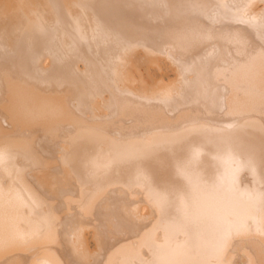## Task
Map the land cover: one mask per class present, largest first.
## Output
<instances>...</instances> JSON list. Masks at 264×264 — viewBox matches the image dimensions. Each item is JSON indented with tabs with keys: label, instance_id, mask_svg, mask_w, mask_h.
<instances>
[{
	"label": "bare ground",
	"instance_id": "6f19581e",
	"mask_svg": "<svg viewBox=\"0 0 264 264\" xmlns=\"http://www.w3.org/2000/svg\"><path fill=\"white\" fill-rule=\"evenodd\" d=\"M155 13L167 19L164 27L154 23ZM138 33L166 50L146 51L143 40L133 38ZM103 40L111 41L101 43L100 56L112 57L108 64L90 57ZM170 41L190 54L179 55L177 48L169 56L166 51L175 49ZM214 41L223 45L218 49ZM217 52L224 65L209 60ZM12 60L20 69L7 71ZM201 63L216 70L202 69L210 76L221 74L220 82L205 79L228 96H212L209 104L199 99L200 109L192 112V102L201 98L195 92ZM0 78V264H264V0H0ZM172 79L182 97L165 95ZM104 80L116 84L114 96ZM128 84L138 93L124 89ZM213 103L215 114L226 106L230 111L221 115L238 118L226 125L228 138L213 136L227 131L209 118H220ZM195 113L198 125L188 120ZM183 116L192 124L184 125ZM230 148L235 156L251 150L256 157L246 151V158L257 162L244 154L232 161ZM235 170L239 176L232 172L231 181ZM115 181L142 189L146 204L130 199L132 189L125 195L123 187L115 199L119 192L111 189L119 186L109 187Z\"/></svg>",
	"mask_w": 264,
	"mask_h": 264
},
{
	"label": "rangeland",
	"instance_id": "374dc122",
	"mask_svg": "<svg viewBox=\"0 0 264 264\" xmlns=\"http://www.w3.org/2000/svg\"><path fill=\"white\" fill-rule=\"evenodd\" d=\"M172 4H173V3H172ZM172 6H173V5H172ZM170 7H171V6H170ZM173 7H174V6H173ZM164 9H165V8H164ZM166 9H167V8H166ZM171 9H172V8H171ZM191 9H193V8H191ZM194 9H196V8H194ZM194 9H193V10H194ZM161 10H163V9H161ZM203 10H204V13H205V10H206V9H203ZM153 11H154V10H153ZM153 11H152V13L150 14L151 18H153L152 16H154V14H153L154 12H153ZM158 11L161 12V13H164V12H168V13H169V11H166V10H165L164 12H162V11H160V10L158 9ZM194 11H195V10H194ZM206 11H207V10H206ZM170 12H172V11H170ZM176 12H177V11H176ZM187 12H189V11L187 10ZM190 12H191V11H190ZM192 12H193V11H192ZM199 12H201L200 15L203 17V19H202V17H201L200 15H199V17L197 16V17L199 18V19H198V18H197V19H198L199 21L202 19V20H204V22H205L207 19L204 18V16L202 15V14H203V13H202V12H203L202 9H201V11L199 10ZM207 12H208V11H207ZM149 13H150V12H149ZM161 13H160V14H161ZM168 13H167V14H168ZM194 13H196V12H194ZM172 14H173V13H172ZM172 14H171V15H172ZM185 14H186L187 16H190V15L187 14L186 12H185ZM185 14H184V15H185ZM155 15H156V13H155ZM169 15H170V14H169ZM173 15H174V14H173ZM173 15H172V17H173ZM181 15H183V14H181ZM184 15H183V16H184ZM191 15H192V17H194L193 14H191ZM148 16H149V15H148ZM148 16L146 17L147 19H146V21L144 22V25H145V26L148 25V27H149V25L151 24L152 21H149L151 18L149 17V19H148ZM156 16H157V17H156ZM156 16H155V17L159 19V15H156ZM163 16H164V15H163ZM166 16H167V15H166ZM176 16H177V15H174V17H176ZM169 17H170V16H169ZM170 18H171V17H170ZM181 18H185V17H181ZM154 19H155V18H154ZM165 19H166V18H165ZM165 19H164V18H160L159 20H161V21L163 20V21H164ZM147 20H148V21H147ZM159 20H158V21H159ZM166 20H167V19H166ZM198 20H197V21H198ZM156 21H157V20H156ZM156 21L154 22L155 24H158L159 26L161 25L162 27H164L163 23L165 24V22L162 21V23H160V22H158V21L156 22ZM169 21H170V19H169ZM169 21H168V22H169ZM199 21H198V22H199ZM172 22H174V21H172ZM175 22H176V20H175ZM175 22H174V23H175ZM202 22H203V21H201L200 23L203 24ZM146 23H147V24H146ZM148 23H149V24H148ZM154 23H153V24H154ZM166 23H167V22H166ZM170 23H171V22H170ZM174 23H173V24H174ZM167 24H168V23H167ZM173 24L171 23V24H168V25L171 26V25H173ZM204 24H205V23H204ZM207 24H208V23H207ZM211 24H212V23H211ZM211 24H210V22H209V25H210V26H213V25H211ZM165 25H166V24H165ZM209 25H208V26H209ZM161 26H160V27H161ZM204 26H207V25H204ZM210 26H209V27H210ZM207 28H208V27H207ZM214 28H215V27H214ZM216 28H217V27H216ZM208 29H212V28L210 27V28H208ZM214 30H215V29H214ZM144 31H145V29H144ZM144 31H143V29H142V31H140V34H141V35H144L143 38H145V34H142L141 32H144ZM140 34L138 33V34H137L138 36L135 35L136 38L138 37L137 39H136L135 37H133V38H134L135 40H139V41H140V40H143V42H142V41H141V42L144 44V46H147L146 48H148L147 50L144 48L146 51H148L149 49H151L152 46H153L152 49L154 48V49H153L154 51H155V50L158 51L157 48H160V49H161V47H162L161 45H160V47H159V46L157 47V45H158V44H157V43H158L157 41H158V40H156V42H157V43H156L157 45H156V44H154V42L152 43V42L148 41V39H147V40H146V39H141L142 37L139 36ZM150 34H152L153 36H155L154 32H153V33H150ZM152 35H150V37H151ZM147 36H148V35H147ZM150 37H149V38H150ZM161 37H162V38H161ZM163 37L166 38L165 35H162V34H161V35H160L161 40L163 39ZM133 38H132L131 40L135 42V40H134ZM147 38H148V37H147ZM167 38H168V37H167ZM121 39H122V38H121ZM121 39H119V38L117 39L118 41L121 42L119 45H121V44L123 43V40L121 41ZM144 40L148 41V42H147L148 45H147L146 41L144 42ZM159 40H160V39H159ZM104 41H105V43H104ZM162 41H163V40H162ZM72 42H73V41H72ZM170 42H171V41H170ZM170 42H168V45H169ZM201 42H203V41H201ZM201 42H200V43H201ZM208 42H210V41H206L205 43L208 44ZM214 42H215V44H216L217 41H214ZM214 42H213V44H214ZM98 43H99V44H97V45L95 46V47H97V48L94 49L95 51H92L95 55H94V54H91V55H90L91 59H92V60H96V59H98L99 61L102 60V61H100V62H101V63H104V64H108V62L111 63V62H112V61H111V60H112V57H111V56H109V57H107L108 55L105 56V57H104V56H100L101 49H102L104 46H109L108 44L111 43V41H109V42L107 41L108 44L106 43V40L99 41ZM101 43H102V45H104V46H102ZM113 43H114V41H113ZM117 43H118V42H117ZM132 43H133V42H132ZM149 43H150V44H149ZM151 43H152V45H151ZM165 43H166V42H165ZM171 43H172V42H171ZM198 43H199V42H198ZM218 43H219V44H218ZM218 43L216 44V46L218 45L216 48H218V47H220V46L223 45L221 42H218ZM162 44H163V43H162ZM211 44H212V43H211ZM211 44H210V45H211ZM213 44H212L211 46H213ZM122 45H123V44H122ZM165 45H167V43H166ZM168 45H167V46H168ZM170 45H173V47H172V46H171V47H172V48H175V46H174L175 44L172 43V44H170ZM170 45H169V48H168L167 46H166V48L170 49V48H171ZM208 45H209V44H208ZM148 46H149L150 48H149ZM176 46H177L178 49H177V48L172 49V50L170 49V51H169V52L166 51V53H167L169 56H171V55H172L171 52H173V53L175 54L174 50H176V49H177L176 51L179 53V55H180L181 53H180L178 50H180V51L182 50L181 52H182V53L184 52L185 54L188 53L187 50H183L181 47L179 48V45H178V44H177ZM203 46L206 47L207 45H203ZM155 47H156V48H155ZM209 48H210V47H209ZM160 49H159V50H160ZM164 49H165V48H164ZM164 49H163V47H162V50H164ZM200 49H202V47H201ZM204 49H205V48H204ZM218 49H219V48H218ZM165 50H166V49H165ZM149 51H150V50H149ZM160 51H161V50H160ZM202 51H203V49H202ZM90 52H91V51H90ZM96 52H98V53L96 54ZM161 52H162V51H161ZM161 52H159L161 55H163V54L165 55V54H166L165 51H163L164 53H163V52L161 53ZM147 53H148V52H147ZM159 53H158L157 55L160 56ZM178 53H177V54H178ZM86 54H87V56H88V53H86ZM89 54H90V53H89ZM110 54H111V53H110ZM174 54H173V55H174ZM188 54H190V53H188ZM196 54H197V53H196ZM204 54H206V56H207L209 53L204 52ZM204 54H203V57L205 58ZM92 55H93L94 57H96V55H97V58H92ZM179 55H175V56H179ZM209 55H210V54H209ZM209 55H208V56H209ZM214 55H215L214 59H212V58H213V57H212V58H209V60H210L211 62H213V63H215V61H216V63H219L218 65L223 64V63L217 62V61H219V60H216V59H215V58H217L218 52H217V54L215 53ZM210 56H213V54H211ZM218 56H219V58H217V59H220V60L225 59V58L221 57L220 54H219ZM88 57H89V56H88ZM98 57H99V58H98ZM84 58H85V57H84ZM106 58H107V59H106ZM108 58H109L110 60H109ZM98 60H97V61H98ZM105 60H106L107 62H104ZM214 60H215V61H214ZM12 61H13V62H12ZM12 61L10 62V64H8V69H7V71H9V69H11V68L13 69L14 67H15L16 69H20V68H19L20 66H16V64H18V63L14 62L15 60H12ZM206 61H208V60H206ZM210 61H208L209 65L213 64V63H211ZM222 61H223V62H226L225 60H222ZM203 63H204V62H203ZM203 63H201V65H200V66H201V69H198V66H197L195 70H196V71L199 70L200 74L202 73L201 75L198 74V76H199V79H198V80H200V81L202 82V83H200V81H199L198 86H199V85H200V86L203 85V83L205 82L206 85H207V87H205L204 85L201 86V87H200V86H199V87L197 86L200 90H201V88H203L204 91H203V90H202V91H198L199 89L196 87V89H195L196 91H195V92H196V93H200L199 96H200L201 98H199L198 95L194 92V94H196V96H197L198 98H195V100L192 102V104L194 103V105H192V104H191L192 106L190 105V106L192 107V109H191L192 112H193V109H194V111L197 109V108H193V107H194V106H195V107H198L197 105L200 104V103H199V99H201V100H202V99H204V100L207 99V100H205V101H206V102H207V101H210L209 103H211V101H212V99H211L212 96L215 97L214 99H218V97H219V99H221V97H220L219 94H221L222 92H227V91H225L224 89H223L224 91H222V89H220V90H217L216 92H214L215 89H214V88H213L214 90L212 89V87H213L212 84H213L214 86H215V84H214V82H212V84L209 85V83H211V82H209V81H210V80L213 81L212 79H216V78H217V79H220V80L218 81V82H220V81L222 80V78H221L222 76L219 77L221 74L218 76V73H217V72L215 73V74H217V75H212V76H210L211 72H212V74H214L213 72H215L216 70H215V71H214L213 69L210 70V69H211V66L205 68V66H207V65H206V64L204 65ZM210 63H211V64H210ZM18 65H21V64H18ZM203 65H204V66H203ZM213 65H214V64H213ZM215 65H216V64H215ZM223 65H224V64H223ZM200 66H199V67H200ZM220 66H221V65H220ZM212 67H213V66H212ZM15 68H14V70H15ZM209 68H210V69H209ZM213 68H214V67H213ZM12 69H11V70H12ZM202 69H204L205 71H207V70L209 69L210 72H208V73H210V74H207V72H204V70H202ZM206 69H207V70H206ZM14 70H13V71H14ZM17 71H18V70H17ZM11 72H12V71H11ZM14 72H16V71H14ZM199 72L197 71V73H199ZM19 73H21V72H19ZM24 73H27V72H24ZM6 74H7V72H6ZM11 74H12V73H11ZM7 75H9V72H8ZM27 75H28V74H27ZM9 76H10V75H9ZM11 76H15L14 73H13ZM19 76H20V75H19ZM21 76H23V75H21ZM200 76H201V77H200ZM213 76H216V77H215V78H212V79H208V78L205 79V77H209V78H211V77H213ZM217 76H218L219 78H218ZM112 77H113V78H110L111 81L114 80V79H116L114 76H112ZM21 78L24 79L23 77H21ZM29 78H31V77H30V76H26V79H29ZM225 78H226V77H225ZM225 78H224V76H223V79H225ZM0 79H1V78H0ZM203 79H205L204 82L202 81ZM172 80H174V79H172ZM104 81H105V84H104V85H107L108 87H110L108 84L113 85L112 88H113L114 90H113V91H112V89H109V90H111V92H113V96H114L115 93H116V91H117V90H116V89H117L116 84H115L114 82L111 83V81H109V80H104ZM174 81H175V80H174ZM174 81H173V82H174ZM207 81H208V82H207ZM215 81H216L215 83L217 84V80H215ZM223 81H225V80H223ZM137 82H138V81H137ZM173 82H172V83H173ZM80 83H81V82H80ZM80 83H79V84H80ZM92 83H95V84H96V82H92ZM133 83H134V82H133ZM221 83H222V82H221ZM221 83H220V86L222 87V85L225 84V83L223 82L222 85H221ZM71 84L74 85L73 83H71ZM79 84H78V85H79ZM131 84H132V83H131ZM131 84H130V85H131ZM137 84H138V83H137ZM178 84H180V83H176V81H175V82L173 83V85L171 86V82H170V84H169L167 87L169 88V87L171 86V88H174V89H173V91H171V90H169L168 88H166L165 90H163V91H167V92H164L165 95L170 93V94H169V95H170L169 97H170L171 99H173V96H172L173 94H171V93H173V92H177L175 95H177V96H179V97H182V96H181V93H179L180 91H183V90H180V89H182V86L180 85V86H181V87H180ZM218 84H219V83H218ZM75 85H77V84H75ZM75 85H74V86H75ZM132 85H135V83L132 84ZM132 85H131L130 88H129V84H128V86H126L124 89H127L128 91L131 89V92L135 90L134 93H135V94L138 93L137 89H136V88L133 89L134 86L132 87ZM138 85H139V84H138ZM138 85H137V86H138ZM176 85H178V88H180V89H177V88L175 89V86H176ZM68 86H69V85H68ZM93 86H94V85H93ZM137 86H136V87H137ZM223 86H224V85H223ZM138 87H139V86H138ZM210 87H211V88H210ZM216 87H217V85H216ZM225 87H226V86H225ZM94 88H95V87H94ZM94 88H93V89H90L89 92L86 91V93L84 94V96H88V95H90V94L93 92L92 90H94ZM110 88H111V87H110ZM103 89H104V88H103ZM118 89H119V88H118ZM138 89H139V88H138ZM197 89H198V90H197ZM87 90H88V89H87ZM105 90H106V89H105ZM105 90H104V92H105ZM205 90H206V91H205ZM207 90H208V91H207ZM212 91H213V92H212ZM219 91H220V92H219ZM90 92H91V93H90ZM111 92L109 91V92H107V94H108V93L112 94ZM203 92H204V95H203V94L201 95V93H203ZM209 92H211V93H213V94H211V93H209ZM217 92H218V94H217ZM105 93H106V92H105ZM162 93H163V92H162ZM205 93H207V94H205ZM214 93H215V94H214ZM178 94H180V95H178ZM216 94L219 95V96H217V98H216ZM222 94H223V95H226V94H224V93H222ZM108 95H109V94H108ZM108 95H107V97H106V98H107V102L109 101ZM163 95H164V94H163ZM165 95H164V96H165ZM175 95H174V96H175ZM206 96H208V97H206ZM221 96H222V95H221ZM226 96H228V94H227ZM109 97H110V95H109ZM166 97H168V95H167ZM169 97H168V98H169ZM193 97H195V96L193 95ZM222 97H224V96H222ZM83 98H84L85 100H88V101H85V102H87V103L90 102V97H89V98H88V97H86V98H85V97H82V99H83ZM208 98H210L211 100L208 99ZM224 98H225V97H224ZM111 99H112V98H111ZM175 99H177V98H175ZM226 99H227V97H226ZM71 100H72V101L74 102V104H75V105H74V108H75V107H78V108H79L78 110H81V109H80V104H81V103H78L77 98H76V97H71ZM102 100H103V99H102ZM104 100H106V99L104 98ZM104 100L101 101V102L104 103ZM204 100H202V101H204ZM202 101H201L202 104H206V103H203ZM81 102H82V101H81ZM197 102H198V103H197ZM221 102H222V101H221ZM102 103L99 104V105H100V106H99V109L102 107V106H101ZM109 103H110V101H109ZM207 103H208V102H207ZM209 103H208V104H209ZM225 103H226V102H225ZM89 104H91V103H89ZM105 104H106V103H105ZM105 104H103V105H104V107L106 108V105H105ZM112 104H114V103H112ZM112 104H109V105H108V103H107V106H108L109 108H111V109H109V110H112V109L114 110V108H112V106H114V105H112ZM213 104H214L215 106H214V105H213V106L210 105V106H211V108H213V112H214V114H215V111L217 110V109H216L217 107H216V104H215V103H213ZM226 104H227V103H226ZM223 105H224V104L222 103V104L219 105V106H221V107H219L218 105H217V106H218L219 108H222ZM228 105L230 106V108L232 107L233 109H235V108L233 107L234 105H233V106L230 105V104H228ZM228 105H227V106H228ZM88 106H89V105H88ZM97 106H98V105H96L95 107H97ZM207 106L210 107L209 105H206V106H201V105H200V107H202V108H203V107H207ZM82 107H83V109H85V107H87V104H86V103H85V104L83 103ZM108 107H107V108H108ZM157 107H158V106H157ZM214 107H216V108L214 109ZM97 108H98V107H97ZM151 108H152V107H151ZM198 108H199V107H198ZM219 108H218V109H219ZM224 108H226L225 110H227V107H226V106H225ZM224 108H222V110L219 109V110L221 111V112L219 111V112H220V116L218 115L219 113H216V114H217L218 117H220L221 119H223V121H225V119H227L228 122H226V123L223 124V121L221 122V120H219L220 118L217 119L216 116H215V117H213L214 115L212 116L213 113H210V115H211L213 118H212L211 116H209V118H210L211 120L215 118V119H214V122H215V121H216V122H218V121L221 122V123L218 122V124L215 123L216 125H218V127H219V126H222V125L225 126V127H227L226 125H229L230 123H233V120H235V121L238 120V118H236V117H237L236 115H232L233 120H231V121H229V120H230L229 118L231 117L230 114H229V117H227V116H228V115H227L226 118H225V113H224L223 115H221L222 111H224ZM228 108H229V107H228ZM232 108H231V109H232ZM236 108H237V107H236ZM154 109H155L154 112H156V111H157L156 108H154ZM158 109H159L158 111H160V112L162 111V110H160V108H158ZM199 109H200V108H199ZM205 109H206V108H205ZM237 109H238V108H237ZM106 110H107V109H106ZM152 110H153V108H152ZM184 110H185V109H184ZM184 110H181V111H184ZM191 110H190V111H191ZM209 110H210V109H209ZM235 110H236V109H235ZM101 111L103 112V111H105V110H101ZM158 111H157V112H158ZM186 111H187V110H186ZM186 111H185V112H186ZM190 111H187V112L190 113ZM203 111H204V110H203ZM210 111H211V110H210ZM228 111H230V109L227 110L226 112H228ZM236 111H237V112H240L241 110L239 109V111H238V110H236ZM107 112H108V111H107ZM107 112H105V113H107ZM185 112H183V113H185ZM200 112H202V111H200ZM204 112L207 113V111H204ZM211 112H212V111H211ZM217 112H218V110H217ZM233 112H235V111L233 110ZM237 112H236V113H237ZM78 113H79V112H78ZM78 113H77V112H74L73 114H78ZM117 113H118V112H117ZM150 113H151V112H150ZM152 113H153V112H152ZM168 113H169V112H168ZM181 113H182V112H180V114H181ZM229 113L232 114V112H229ZM245 113H247V112H244V114H245ZM159 114H160V113H159ZM159 114H158V115H159ZM162 114H163V113H162ZM165 114H166V113H165ZM177 114H178V112L175 113V114L173 115V116H174V117H173V118H174V121H177V119H176V118H178ZM190 114H191V113H190ZM190 114H189V116H190ZM195 114H196V113H195ZM216 114H215V115H216ZM238 114H239V113H237V115H238ZM242 114H243V113H242ZM257 114H258V113H257ZM175 115L177 116L176 118H175ZM185 115H187V114H185ZM197 115L200 116V113H199V114H196V118H192L191 116H193V115H191L190 118H189V116H188V118H189L188 120L191 119L190 121H192L193 123L196 122V123H194L193 125H195V124L198 125L197 122H198V120H200V118H201V117H197ZM202 115H204V116L207 115V116H208V114H206V115H205V114H202ZM239 115L241 116V114H239ZM239 115H238V117H239ZM248 115H252V114H247V116H248ZM260 115H261V114H260ZM117 116H118V115H117ZM119 116H122V115H120V112H119ZM159 116H160V115H159ZM162 116H164V115H162ZM181 116H182V115H181ZM204 116H202V119L207 120L209 124H210V123H211V124L214 123V122H212L213 120L209 122V118L207 119V116H206V117H204ZM222 116H223V118H222ZM235 116H236V117H235ZM243 116H244V115H242L241 117H243ZM261 116H262V115H261ZM114 117H115V116H114ZM122 117L127 118V117H125V116H122ZM154 117H155V116H154ZM156 117H157V116H156ZM166 117H168V116L166 115ZM183 117H184V116H183ZM193 117H195V116H193ZM241 117H239V118H241ZM244 117H245V116H244ZM119 118H121V117H119ZM162 118H163V117H161V119H162ZM186 118H187V117H184L182 120H180L181 122L183 121L184 125H185V123L188 122V121H186V120H187ZM232 118H231V119H232ZM234 118H235V119H234ZM260 118L262 119V118H264V116H262V117H260ZM153 119H155V118H153ZM163 119H164V118H163ZM195 119H196V120H195ZM113 120H114V119H112L111 122H113ZM115 120H118V119H115ZM193 120H194V121H193ZM217 120H218V121H217ZM263 120H264V119H263ZM190 121H189L188 123H191V124H192V122H190ZM122 122H126V120L124 119V121H121V120L118 121V123H122ZM200 122H201V121H200ZM115 123L118 124L117 122H115ZM183 123H181V124H183ZM203 123H205V122L202 121V124H203ZM206 123H207V122H206ZM206 123H205V124H206ZM202 124H201V125H202ZM219 124H220V125H219ZM233 124H235V122H234ZM233 124H231V127H233V126L235 127V126L237 125V124H236V125H233ZM188 125H189V124H188ZM188 125H187V126H188ZM206 125H207V124H206ZM213 125H214V124H213ZM213 125H209V128H210V126H213ZM115 126H116V125H115ZM117 126H118V125H117ZM229 126H230V125H229ZM144 127H147V126H144ZM181 127L183 128V126H180V128H181ZM215 127H216L218 130L221 129V127H219L220 129H219L217 126H215ZM225 127H224V128H225ZM182 128H181V129H182ZM211 128H213V127H211ZM229 128H230V127H227V131H226V132H225V129H223L222 134H217V135H216V134H215L216 132H214V135H213V134H212V135H213L214 137H215V136H218L217 138L215 137L216 139H218V138L221 139L222 137H223V138H226L227 136H225V135H223V134H224V133L226 134L227 132H230V129H231V128H230V129H229ZM110 129H111V128H110ZM116 129H117V128H116ZM181 129H180V130H181ZM206 129H208V128L206 127ZM214 129H215V128H214ZM214 129H213V130H214ZM228 129H229V130H228ZM105 130H109V129H105ZM147 130H148V129H147ZM221 130H222V129H221ZM231 130H232V129H231ZM211 131H212V130H211ZM216 131H217V130H216ZM108 132H111V130H109ZM108 132H107V134H108ZM217 132H218V131H217ZM112 133H116V130L113 131ZM210 133H212V132H207V134L211 135ZM218 133H219V132H218ZM135 134H136V133H135ZM202 134H206V131H204V133H202ZM228 134L232 135V133H228ZM108 135H109V137H114V136H112L113 134H108ZM115 135H116V134H115ZM186 135H187V134H186ZM147 136H148V134H147ZM150 136H151V135H150ZM150 136H148V137H150ZM199 136H204V135H199ZM213 136H212V138H213ZM219 136H221V137H219ZM228 137H230V136H228ZM228 137H227V138H228ZM223 140H224V139H222V142H224V141L226 140V141H227V144H230V143H228V141L230 142L229 139H225L224 141H223ZM226 141H225V142H226ZM219 144H220V143H219ZM223 144H224V143H222V145H221V144H220V145L223 146V148H225V149H229V146H228V148H227V146L225 145V146H226V147H225ZM220 145H217V146L220 147ZM232 145H233V143H232ZM234 146H235V145H234ZM220 148L223 149L222 147H220ZM234 148H236V147H234ZM221 149H220V150H221ZM230 150H231L230 152H231L232 155H231L230 153H228V152H226V153L229 154V155H231V156H228V158L231 157V160H232V158L235 156V155H234L235 153L233 154L232 152H233V150L235 151V149L230 148ZM237 150H240V149H237ZM248 150H249V149H248ZM248 150H246L247 153H248V152H251V150H249V151H248ZM218 151H219V150H218ZM227 151H228V150H227ZM246 151H244V152L246 153ZM216 152H217V151H216ZM236 152H237V151H236ZM244 152L242 153L241 150H240V152H237V154L242 156L243 154L245 155ZM217 153H218V152H217ZM217 153H216V154H217ZM226 153H225V155H226ZM216 154H215V155H216ZM237 154H236V155H237ZM254 154H255V153H254ZM254 154H252V152L250 153V155H254ZM238 155H237V156H238ZM244 155H243V156H244ZM255 155H256V154H255ZM255 155H254V156H255ZM258 155H259V154H258ZM216 156L219 157L220 155H216ZM222 156H224V155H222ZM226 156H227V155H226ZM226 156H224V157H226ZM237 156H235V158H237ZM241 156H240V157H241ZM254 156H251V157H249V158L251 159V158L254 157ZM260 156H261V155H260ZM263 156H264V155H263ZM240 157H238V158H240ZM247 157H248V156H247ZM255 157H256V156H255ZM245 158H246V155H245ZM249 158H246V159H248V161H249V160H250ZM257 158L259 159L258 156H257ZM221 159H222V158H221ZM233 159H234V158H233ZM243 159H244V158H243ZM243 159H240V160H243ZM246 159H244L243 161H246ZM253 159H254V158H252V162H251V163H254V162H253L254 160H255V162H257V159H254V160H253ZM222 160H227V158H224V159H222ZM240 160H238V161H240ZM219 161H220V159H219ZM228 161H230V160H228ZM228 161H225L224 166H228V165H226V164H230V163H232V162L228 163ZM232 161H233V160H232ZM238 161H237V162H238ZM216 162H217V161H216ZM226 162H227V163H226ZM235 162H236V161H235ZM237 162L234 163V165H236V167H237V165H240V164H238ZM249 162H250V161H249ZM171 163H172V162H171ZM221 163H223V161H221ZM239 163H240V162H239ZM247 163H248V162H247ZM256 164H257V163H256ZM256 164H250V163H249V164H245V165H251V166L254 165V166H255ZM222 165H223V164H222ZM241 165H242V164H241ZM245 165H244V166H245ZM232 166H233V165H232ZM240 167H241V166H240ZM242 167H243V165H242ZM249 168H250V167H249ZM238 170H239V169H238ZM228 171H229V170H228ZM228 171H227V172H228ZM239 171H243V170L241 169V170H239ZM232 172L235 173V172H237V171L235 170V171H231L230 174L228 173V174H229V175L227 174V175H228V178H229V176L232 174ZM245 173L248 174L247 171H245ZM188 174H189V173H188ZM241 174H242V173H241ZM241 174H240V175H241ZM249 174H250L251 176H249V175H248V176H249L250 178L252 177V178H251L252 180H251V179L248 180L247 183H248V182L252 183L253 180H256V179L252 176V173H249ZM183 175H184V173H183ZM234 175L238 177V176H239V172H237V174H234ZM242 175H243V174H242ZM231 176H233V175H231ZM191 177H192V176H191ZM192 178H193V177H192ZM192 178H191V180L194 179V178H193V179H192ZM230 178H231V179H229V180H231V181H233V180L235 179L234 176H233V177H230ZM191 180H190V181H191ZM240 180H241V179H240ZM243 180H244V179H243ZM259 180H260V179H259ZM236 181H238V179H236ZM257 181H258V180H257ZM115 182H116V183H115ZM115 182H110V183H114V186L111 184V185H109V187H117V186H119L118 188H116L117 190L111 189V188H109V187L107 186L109 189L113 190L112 192L110 191L111 193H114V192L116 193V191L119 192L120 187L122 188L123 186H125V185H122V186H121V185H120V181H115ZM117 182H118V183H117ZM132 182H134V181H132ZM196 182H197V181H196ZM263 182H264V181H263ZM263 182H262V184L264 185ZM255 183H256V182H255ZM115 184H116V186H115ZM117 184H119V185H117ZM121 184H122V183H121ZM196 186H197V185H196ZM261 186H262V185H261ZM131 187H132V188H136V187H134V186H131ZM137 187H138V186H137ZM228 187H229V186H226V187L224 186L223 188L226 190V189H228ZM263 187H264V186H263ZM108 188H106V189L108 190ZM123 188H124V190H125V195H126V193H127L126 190L129 189V188H125V187H123ZM132 188H130V189H132ZM145 188H146V187H145ZM145 188H143V189H145ZM191 188H192V187H191ZM191 188H188V189H191ZM260 188H261V187H260ZM106 189L104 188V190H106ZM130 189H129V190H130ZM192 189H193V188H192ZM194 189H195V187H194ZM208 189H209V188H208ZM210 189H211V188H210ZM140 190H142V189H140V188H137V190H133V189H132V191H133L132 193L134 194L135 191H136V193H137V192H139V193L143 192V190H142V191H140ZM261 190L263 191V189H261ZM139 193H137V195H139ZM116 194H117L118 197H117V198L114 197L115 199H118V198L120 197V195H123V193L121 194L120 192H119V193H116ZM127 194H128V193H127ZM133 194L130 195V196L134 197ZM113 196H115V195H112V197H113ZM141 196H142L143 200H140ZM141 196H140V195H139V196H135L134 198L130 197V199H136V200H138V201H140V202L142 201V203H144L145 198L143 197L142 193H141ZM112 197H111V198H112ZM113 200H114V199H113ZM146 200H147V199H146ZM134 201H135V200H134ZM140 202H139V203H140ZM142 203H140L139 206H140V205L142 206ZM147 203H148V202H147ZM137 204H138V203H137ZM145 204H146V202L144 203V205H145ZM149 204H150V203H149ZM149 204H147V205H149ZM144 205H143V207H145V208H147V207H148V208H151V207H150L151 204H150L149 206L146 205L147 207L144 206ZM148 208H147V209H148ZM146 213L148 214L149 211H146L145 214H146ZM142 214H143V213H142ZM117 223H119V222H117Z\"/></svg>",
	"mask_w": 264,
	"mask_h": 264
}]
</instances>
